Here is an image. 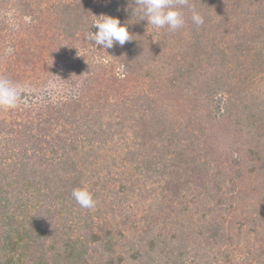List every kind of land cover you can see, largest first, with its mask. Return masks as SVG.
<instances>
[{"label": "trees", "instance_id": "trees-1", "mask_svg": "<svg viewBox=\"0 0 264 264\" xmlns=\"http://www.w3.org/2000/svg\"><path fill=\"white\" fill-rule=\"evenodd\" d=\"M41 1L0 0V38L1 7L24 38L3 77L54 72L76 90L54 99L35 78L27 105L0 110V264H264V0H174L175 32L134 0ZM102 15L132 40L88 45ZM68 49L91 55L64 63Z\"/></svg>", "mask_w": 264, "mask_h": 264}, {"label": "clouds", "instance_id": "clouds-1", "mask_svg": "<svg viewBox=\"0 0 264 264\" xmlns=\"http://www.w3.org/2000/svg\"><path fill=\"white\" fill-rule=\"evenodd\" d=\"M181 4L186 0H179ZM131 15L139 18V21H146L154 29H163L167 27L169 31L175 32L185 24L183 13L174 6V0H134L131 8ZM191 21L197 27L205 23V18L200 12L191 9ZM90 27H95V33L89 31ZM87 29L85 40L93 41L92 46H100L105 50L112 49L115 46H123L126 42L131 41L127 24L110 16H100ZM97 50V48H96ZM13 48L5 49L6 54H11ZM26 86L16 84L6 77H0V110L8 111L16 109L21 103L28 104L26 97L23 95ZM72 198L82 208H92L95 206L92 193L85 187L73 189Z\"/></svg>", "mask_w": 264, "mask_h": 264}, {"label": "rangeland", "instance_id": "rangeland-1", "mask_svg": "<svg viewBox=\"0 0 264 264\" xmlns=\"http://www.w3.org/2000/svg\"><path fill=\"white\" fill-rule=\"evenodd\" d=\"M40 3H42L40 5H45L46 1L43 0ZM33 9L36 11H40L42 9L46 11V7H33ZM1 13L3 15L6 13L5 15L8 18L7 22L9 21V23H8L6 29L3 31L1 38H0V58L3 54H4V57H6L5 49L10 47L9 46L10 41L15 43L17 40L16 47H17V51H19L20 47H21L19 42H21V41L23 42V39H24L23 34H20L18 32L17 19H15V16L17 14H19L18 7H1ZM49 24L54 26L55 23L51 19L47 18V20L45 19L44 22L42 21V23L40 25H41V27H44V26H47ZM13 29H17V33H18L17 35L13 34V32H15ZM53 48H54V46H53ZM65 52L66 53L63 55L66 58L64 63L68 62V64H70L72 62L81 61V60H83V58L85 56L91 55L90 53L85 54L84 51L73 52L72 49H68ZM94 54L97 55L96 51H94ZM44 59H45L46 70L54 71V68H53L54 62L51 61V59H52L51 54H47L46 56H43V61H44ZM3 71L4 70H3L2 66L0 65V77H3ZM36 73H37L36 75H33L30 73L28 75V78L26 79V82H24L23 81L24 79H22V78L15 79V80H11L9 77H6V78H8L9 80H11L12 82H14L16 84L26 86L25 89H27L28 85L30 86L32 79L35 80V78H37L35 80V82L38 83L36 85L37 87H32V88H34L32 91H36L38 93L39 92L40 93L45 92L46 94L49 95V97L51 95V97L54 99L56 97L60 96L61 93L64 92L63 91L64 89H67L69 92L70 91L74 92L76 90V86L73 85L72 83L70 84V82L74 81L72 76L65 77L66 79L60 78L56 75V73L52 72L46 77V80L43 82L44 76L39 78L42 75L41 71L38 70V71H36ZM33 83H34V81H33ZM27 90H30V89H27ZM116 224H121V223L118 220V223L116 222Z\"/></svg>", "mask_w": 264, "mask_h": 264}]
</instances>
